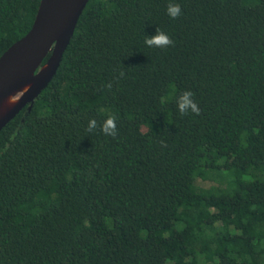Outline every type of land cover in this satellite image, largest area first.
Returning <instances> with one entry per match:
<instances>
[{
    "label": "trees",
    "instance_id": "obj_1",
    "mask_svg": "<svg viewBox=\"0 0 264 264\" xmlns=\"http://www.w3.org/2000/svg\"><path fill=\"white\" fill-rule=\"evenodd\" d=\"M39 1L0 0V55ZM0 264H264V0H88L0 130Z\"/></svg>",
    "mask_w": 264,
    "mask_h": 264
},
{
    "label": "water",
    "instance_id": "obj_2",
    "mask_svg": "<svg viewBox=\"0 0 264 264\" xmlns=\"http://www.w3.org/2000/svg\"><path fill=\"white\" fill-rule=\"evenodd\" d=\"M87 1L40 0L29 30L0 55V130L49 83Z\"/></svg>",
    "mask_w": 264,
    "mask_h": 264
},
{
    "label": "clouds",
    "instance_id": "obj_3",
    "mask_svg": "<svg viewBox=\"0 0 264 264\" xmlns=\"http://www.w3.org/2000/svg\"><path fill=\"white\" fill-rule=\"evenodd\" d=\"M182 13V9L177 3H169L167 6V14L172 19H177ZM145 44L151 48H160L166 49L169 46H173L174 41L170 38L168 34L164 31L157 28L156 34L145 38ZM124 73L121 72L120 76H123ZM193 93L191 91H183L177 98L176 104L179 110V113L183 115H187L189 112L195 113L199 115L200 109L198 104L193 99ZM97 129V121L95 119H91L89 121L88 127L86 129L87 132L92 133ZM100 131L107 136L115 137L117 135V127H116V117L114 115H110L103 123L100 125ZM163 143V142H161Z\"/></svg>",
    "mask_w": 264,
    "mask_h": 264
},
{
    "label": "rangeland",
    "instance_id": "obj_4",
    "mask_svg": "<svg viewBox=\"0 0 264 264\" xmlns=\"http://www.w3.org/2000/svg\"><path fill=\"white\" fill-rule=\"evenodd\" d=\"M201 186H208V185H210V184H214V185H216L217 184V182L216 181H214V180H205V181H202L201 183Z\"/></svg>",
    "mask_w": 264,
    "mask_h": 264
}]
</instances>
